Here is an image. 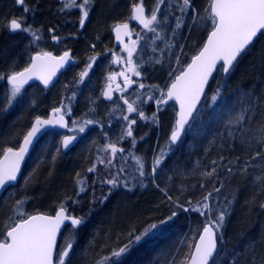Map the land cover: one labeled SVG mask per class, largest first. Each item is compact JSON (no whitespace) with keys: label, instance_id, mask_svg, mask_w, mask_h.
<instances>
[{"label":"trees","instance_id":"trees-1","mask_svg":"<svg viewBox=\"0 0 264 264\" xmlns=\"http://www.w3.org/2000/svg\"><path fill=\"white\" fill-rule=\"evenodd\" d=\"M139 1L145 0H123L121 10L112 0H93L91 33H103L111 20H126L128 4ZM29 2L32 9L46 14L45 21L54 14L61 27L62 10L56 7L57 0ZM208 5L209 0H193V6L199 9L201 16L186 37L184 54L190 58L211 31V21L204 11ZM15 10L19 9L12 1L0 0V76H7L8 72L20 67L21 60L16 59L13 47L16 39L8 34L6 27L9 14ZM78 85L60 81L51 93L37 87L40 103L36 108L57 102L65 105L73 93L71 87L76 90ZM6 88L10 89L0 79V91ZM56 91L57 97L52 95ZM261 97H264V34H260L242 54L229 74L224 76L217 71L213 75L179 143L172 146L166 141L162 172L156 170L142 179L139 171L125 166L119 176L122 179L120 187L116 186L110 192L108 188L105 191L107 199L93 207L89 197L85 196L87 193L84 192L90 188L82 174L85 175L87 162L96 164L99 160L84 154V157L70 158L57 151L58 148L54 155L42 157L40 150L36 162L31 163L27 171H22L18 184L0 199V236L3 238V231L12 226L6 225L5 220L1 222L3 217L10 216L14 223L21 218L18 213L52 215L64 204L73 216L84 217V223L74 230L70 264H187L194 243L208 222L198 209L201 208L203 213L209 210L218 214L226 209L224 226L218 231L221 239L211 264H256L264 254V208L260 207L264 203V185L257 179L264 176V160H249V157L258 150L257 138L264 126ZM5 102L6 98L0 95V157L6 149L18 146L36 114V108L21 104L4 108ZM238 115L244 119L239 124H230ZM164 123L167 131L171 117ZM230 128L232 136L228 135ZM220 156L224 160L221 161ZM237 156L239 161H235ZM213 160L220 166L209 178L206 173L214 167ZM245 161L251 166L242 172L240 168ZM228 168L233 171L229 173ZM214 188H220V191L217 193ZM209 192L212 196L205 201ZM9 193L12 195L6 198ZM18 201L23 203L18 206ZM79 202L83 203L80 208L77 207ZM205 203L209 205L207 209L202 208ZM173 212L177 214L167 220ZM161 220L167 222L161 225ZM153 223L159 226L134 243L127 253L119 257L112 255ZM69 231L63 232L59 246L69 237ZM105 257L109 259L105 261Z\"/></svg>","mask_w":264,"mask_h":264},{"label":"snow or ice","instance_id":"snow-or-ice-1","mask_svg":"<svg viewBox=\"0 0 264 264\" xmlns=\"http://www.w3.org/2000/svg\"><path fill=\"white\" fill-rule=\"evenodd\" d=\"M15 4L23 7L25 13L29 12L30 9L25 5L24 0H14ZM93 0H82L77 3V0H66L64 8L79 7L82 11L80 18V26L83 27L85 20L87 19L90 11V5ZM164 0H159V3H163ZM63 10V8L61 9ZM187 10H191L192 19H197V13L193 6V0H182L180 5L181 13H185ZM159 7L155 8L151 12L150 18H145V8L143 3L134 5L132 19L138 20L145 28L155 32L156 29L151 27L154 22H158L157 12ZM208 14V18L211 21L212 28L207 36V41L204 43L202 49L192 58L189 63L179 75H177L171 85L168 87L166 94H162L161 98L156 100V104H166L168 100L174 99L179 103L180 111L177 114L178 119L176 120L175 127L173 128L170 136V141L175 143L181 135L185 124L188 122L189 117L192 116L197 103L200 100L201 95L204 93V89L208 84L209 78L212 77L214 71L218 70L222 73L229 74L238 61V58L242 56L254 42V39L258 37V34H264V0H209L208 7L204 10ZM26 17L18 19L15 17L10 18L7 21V30L12 32L31 31V26H26L24 23ZM128 24L117 25L116 31L119 37L120 29L127 32ZM177 27H180V20L177 18ZM51 31V29H50ZM38 39V37H37ZM53 40H59V37L53 36ZM128 61L130 65L129 70L135 75L139 76L140 73L136 71L132 65V50L128 49ZM70 59V53L65 51L63 55L54 57L50 52L38 53L31 57V64L25 67L23 71L12 72L6 78L12 85L11 97L6 98L7 104L12 103V99L20 92L24 84L28 82L33 76L41 79L45 85H47L54 75L55 68L62 67ZM219 68L217 69V65ZM92 65L89 63L87 69H91ZM88 75V71L85 70L80 74V79L83 81L84 77ZM124 75V73H121ZM4 76H0V79H4ZM115 74L109 77L110 80H115ZM125 84L129 85L134 83L127 75H124ZM143 87V85H140ZM119 89V85H117ZM123 91V89H120ZM75 95V94H73ZM105 97L111 99L110 91L103 93ZM166 96V99H165ZM151 99V97L149 98ZM216 97H213L215 100ZM261 102L264 103V97H261ZM128 105V112H137V109L129 104L127 100L124 101ZM55 114H60L62 108H54ZM155 115V114H154ZM264 115V114H262ZM141 118L144 117L143 112H139ZM125 120H129L128 116L123 117ZM244 117L238 115L235 121L229 123L239 124ZM86 124H91L93 121H85ZM136 123L135 119L129 120L127 136H132V125ZM45 124H59L61 127H68L67 122L64 120L63 115H58L57 119L41 120L39 117L36 118V123L33 125L27 135L24 137L23 145H21L19 151H13L12 148H8L4 154V159L0 160V188H3L8 181H14L17 178V173L20 171V162L24 158V154L28 150V146L32 143L35 135L40 131L41 127ZM71 130V129H70ZM80 132L84 131V127L79 128ZM229 136L233 135V130L230 128L228 132ZM75 136H65L62 141L63 147L67 148ZM133 142V146H134ZM251 147V145H249ZM106 149H111L113 156L119 151L123 152L124 149L117 147L114 144L105 146ZM258 150L249 157V160H256L260 158L264 160V126H262V134L257 138ZM59 151V149L57 150ZM219 159L224 160L223 156ZM240 157H235V161H239ZM235 161H229L234 163ZM161 160L157 158L154 161L155 166H159ZM101 163H104L101 160ZM111 163V160L108 161ZM214 167L206 175L211 178L216 174V169L220 165L216 160L211 162ZM152 168V172L155 173L156 167ZM251 164L249 161H245L244 165L240 168L242 172H246L247 168ZM94 168L88 169V171H94ZM124 170L121 168L120 172ZM139 175L144 176L143 164L139 165ZM232 168H228V172L231 173ZM119 173L117 176L104 181V183L117 185ZM264 185V176L257 177ZM142 183V181H141ZM127 186V185H125ZM222 186V185H221ZM83 187L81 191H83ZM111 189H109V192ZM215 192H219L220 188H214ZM212 196L209 192L204 200L207 201ZM107 199V195L102 197ZM23 201H18L17 205H21ZM183 207V205H177ZM209 205L207 203L202 205V208L207 209ZM260 207L264 208V203L260 204ZM187 210V209H185ZM177 213L173 212L167 220H171ZM201 214H204L203 212ZM21 217L18 221L14 222L12 226L7 227L3 233V239H0V264H70V254L74 250V230L78 229L80 225L84 223V217H76L68 212V209L61 204L59 209L56 211L54 216L49 215H26L25 213H18ZM227 210H222L214 218H209L208 222L203 227V231L199 236V241L194 245V251L189 255L188 264H210V261L214 257L217 251V243L221 237L218 235L219 229L223 228L225 216ZM67 222V223H66ZM166 220H161L159 224L166 223ZM62 226L68 228L69 237L65 243L57 249V236L61 232ZM159 225L153 223L139 235L134 236L128 244L119 248L118 251L112 253L113 256L119 257L125 254L133 246L134 243L139 242L144 236L148 235L150 231L156 229ZM105 257L104 260H108ZM102 264V262H98ZM238 264V262H237ZM256 264H264V254L262 258Z\"/></svg>","mask_w":264,"mask_h":264},{"label":"flooded vegetation","instance_id":"flooded-vegetation-1","mask_svg":"<svg viewBox=\"0 0 264 264\" xmlns=\"http://www.w3.org/2000/svg\"><path fill=\"white\" fill-rule=\"evenodd\" d=\"M12 4L14 7H17L19 10L12 11L8 16L9 20L12 17L23 19L26 26H31V31L23 32L17 31L12 32L8 31V34L12 36V38L16 39V45H19L21 49L20 54V66L15 71L8 72L7 76L10 75L12 72H19L23 71L25 67H28L31 63V57L37 55L38 53L42 52H50L52 56L59 57L63 55L65 51L70 53V58L74 61L73 64L69 65L56 79L54 85L50 88H44L39 83L34 82L25 87H22L21 90H27L29 87H39L42 91H53L56 88L58 82H69L70 85L72 83H78L77 89L75 90L74 87H71L74 96L77 95V99L81 100L84 98L87 102L94 101L96 104L102 106V104L107 105H120L122 107V98L128 92L135 90L138 86V83H147L149 92L153 91V88L150 87L151 82L155 80L156 72H155V65L153 59L154 51L151 48V37L149 33L147 34V40L144 36L146 32V28L138 27L131 18V11L134 7L133 5H137L139 3H131L128 4L127 8L129 9L128 17L126 20H111L107 23L105 30L103 33H91V25L93 23V15L91 13V9L93 6H90V11L87 19L85 20V24L83 27L80 26V17H78V13H81L78 9L67 10L64 8V2L66 0H57L56 7L62 9L61 20V27L58 26L56 23L55 15L49 16V20L45 21V15L42 11H35L32 9V5L30 6L29 0H24L25 5L30 9L29 12L25 13L23 7L18 6L15 4L14 0ZM78 1V0H77ZM122 1L123 0H112V2L118 5L122 10ZM132 5V6H131ZM54 6V5H53ZM53 8V7H52ZM146 13V12H145ZM124 14V13H123ZM146 15V14H145ZM122 16V15H121ZM146 18V16H145ZM58 20V19H57ZM127 23L130 27L131 35L128 39L124 42L117 44L115 42V36L113 33V29L115 26L120 24ZM51 29V31H50ZM92 34V36H91ZM139 34H142L139 36ZM57 36L59 40H53L52 37ZM38 37V39H37ZM128 49L132 50V65L131 67H135L136 71L140 73L139 76L135 75L133 72L129 70L130 65L127 63L128 61ZM91 63V69H87V65ZM85 70L88 71V75L84 77L83 81L80 79V74ZM127 75L134 83L129 85L125 84L124 75ZM115 74V80H110L109 77ZM6 75L4 81L7 83L8 87V80ZM119 85V89L117 88ZM169 86V85H168ZM12 89V87H9ZM168 88V87H167ZM120 89H123L121 91ZM105 91H110L111 99H108L103 95ZM166 92V91H165ZM98 94L95 98L90 96V94ZM165 94V93H164ZM52 95L56 97L58 95V91L52 92ZM83 101V99H82ZM58 103V102H57ZM55 104L52 103L45 108H36V114L32 117L31 123L27 128L26 132L23 134L22 138L26 135L29 131L32 122L37 118L46 119L49 116V113L54 108H62L61 114L65 117L68 121V127L65 131H57V130H50L47 131L42 138L38 141L35 148L32 150L29 158L26 161L24 166V170H28L30 164L36 162L38 159V153L42 152V155L45 157L54 155L57 148L59 152L62 154H67V156L72 157H84V155H93L94 159L99 160L100 155L102 152L107 156L106 153L112 154L111 149L103 150L106 145L114 144L117 149L123 148V152H117L115 157H125L128 153L132 150V143L133 138L137 135V132L140 130V124L135 123L132 125V133L133 135L127 136L126 132L128 127L125 129L123 123H117L114 126L108 124L106 121H99L88 119L84 117V115L89 112L91 115L93 109L96 108L94 106L86 107L80 111V118L78 122L83 120H91L94 121L91 124H85L86 128L84 127V131L80 132L77 124L76 128L74 123H72L71 119L64 114V105L63 104ZM38 105V104H37ZM168 105H172L175 110L176 109L173 103ZM166 105V106H168ZM39 106V105H38ZM160 107H164L159 105ZM78 115V116H79ZM175 119V118H174ZM106 122V125H104ZM175 122V120H174ZM101 125V128H100ZM174 128V125H173ZM71 129V130H70ZM173 130V129H172ZM102 132V134H101ZM150 138L148 140L149 143L153 142L154 139V132H150ZM171 134V133H170ZM184 135V134H183ZM65 136H75L77 139L76 144L67 152L63 153L61 150V143ZM170 136V135H169ZM168 136L167 142H170ZM21 138V140H22ZM20 140V142H21ZM19 142V144H20ZM54 143H57L55 146ZM85 143L86 150H81V145ZM18 144V146H19ZM172 145V144H171ZM15 147L13 149L18 148ZM173 146V145H172ZM86 154L83 155V153ZM114 157V156H113ZM36 158V159H35ZM94 161H92L93 163ZM91 163V164H92ZM31 164V165H32ZM90 161L87 162L85 165V175L89 176L88 165ZM32 167V166H31ZM91 177V176H89ZM68 228H65V230Z\"/></svg>","mask_w":264,"mask_h":264},{"label":"rangeland","instance_id":"rangeland-1","mask_svg":"<svg viewBox=\"0 0 264 264\" xmlns=\"http://www.w3.org/2000/svg\"><path fill=\"white\" fill-rule=\"evenodd\" d=\"M80 2H82V0L77 1V3ZM141 2L145 8L146 18H150L152 10L159 7V11L157 12L158 22H154L151 26L155 28L156 31L153 32L146 28V36H144L147 40V34L149 33L152 42L151 48L152 51H154L155 57L153 61L155 65L156 77L155 80L150 84V87L153 88V91H147V83H138V86L135 90H132L123 96L122 107L116 104L107 106L102 104V106H100L92 100L87 102L84 98H82L83 101L82 99L78 100L77 95L74 96L72 93L66 99L65 105L63 107L64 114L71 119L75 127L77 124H79L78 127L83 126L86 128V120L78 122L81 116L79 115L80 111H82L85 106L96 107L93 109L94 111H92L91 115H89V112L84 115L85 119L88 118L99 120L100 122L106 121L108 124H110V126H114L117 123H123L125 129L128 127L129 120L135 119L136 123L140 124V130L133 138V142H135L134 146L132 145L133 151L128 153L125 157H113L112 154L108 153H106V156L101 152L100 155H98V157H100L99 162L88 165V168L90 167L95 169L94 171H89L88 175L91 177L89 178L87 175L82 174L83 178H86L85 184L90 188V191L87 189L84 193H87L85 196L89 197V203H93V207L98 205L99 202L103 200L102 197L104 195H107L105 191H108V188L114 190L116 186L120 187L122 183L120 182L122 181L121 177H118L119 182L115 186L104 183V181L117 176V173H119L120 176L121 168L124 169V167L128 165L129 169L138 171L139 165L143 164L144 177H146L145 175L147 174H154L152 172V168L155 166L154 161L157 158H160L161 162L159 166L155 167L156 170H161V172L164 170L163 161L167 153L165 143L173 129L175 110L172 105L164 107L158 106L156 104V100L161 98V93L167 89L172 77L184 67V65L187 63L186 61H188L187 59L190 58L184 54V47L186 46V37L195 21L192 19L191 10L181 13L180 5L182 4V0H164L163 3H159V0H145L139 1L138 3L140 4ZM93 3L94 2H92L90 6H93ZM194 8L198 14V20L201 14L199 9L196 7ZM65 9H78L81 11L79 7H69ZM77 15L81 18L82 11ZM177 18L180 20V27H177ZM141 35L142 34H139V36ZM140 85H143V87H140ZM5 91L6 97H11V88H6ZM97 95V93L90 94L93 99L94 97L98 98L96 97ZM150 97L151 99H149ZM125 100H127L129 104H132L133 107L137 109V112L129 113L128 105L124 102ZM37 103H40V98L39 95H36V87H29L27 90H20L16 97L12 99L11 104L12 106L13 104H21L22 106L36 108ZM7 105L9 104L5 102L4 108H6ZM3 111L6 110L4 109ZM139 112H143L145 118H141L139 116ZM169 114H171V123L169 124L166 131L164 120L169 118ZM124 116H128L129 120H125L123 118ZM106 122L104 125H106ZM150 132L155 133L152 143L148 142L150 138ZM84 147L85 143L81 145V150L85 151L86 148ZM103 150L105 151L106 148ZM168 153L170 152L168 151ZM83 154H86V152ZM101 159L104 161V163H101ZM109 160H111V163H108ZM82 183H84V181H82ZM10 195L12 194L9 193L6 198L10 197ZM82 205L83 203L79 202L77 207L80 208ZM198 210L200 211V214L203 212L201 208ZM217 215L218 213L216 212L212 213V211L206 210L205 213L202 214V218L208 221L209 218L214 219ZM3 220L8 222L6 225L13 224L12 218L8 215L3 217L1 222ZM5 231L6 229L3 231V233ZM219 231H221V229H219ZM222 231H224V229H222ZM0 239H3L2 236H0Z\"/></svg>","mask_w":264,"mask_h":264},{"label":"water","instance_id":"water-1","mask_svg":"<svg viewBox=\"0 0 264 264\" xmlns=\"http://www.w3.org/2000/svg\"><path fill=\"white\" fill-rule=\"evenodd\" d=\"M132 16H133V8H132V11H131V17H132ZM132 21H133L138 27H140V28H143V27H144V26H143L138 20L132 19ZM120 25H123V24H120ZM128 26H129V25H128ZM127 32L129 33L128 35H126V34H125V30H124L123 28H121V29H120V33H119V37H118V35H117V31H116V26H115L114 29H113V33H114V36H115V42H116L117 44H120V43L124 42L126 39H128V38L130 37V35H131L130 27H128ZM209 33H210V32H209ZM209 33H208V34H209ZM259 35H260V34H258V36H259ZM207 36H208V35H207ZM256 39H257V38L254 39V42H255ZM206 41H207V37H206L204 43H206ZM254 42H253V43H254ZM204 43H203V45H204ZM253 43H252V44H253ZM252 44H251V45H252ZM203 45H202V47H203ZM251 45H250V46H251ZM250 46H249V47H250ZM202 47L199 49V51L202 49ZM199 51H198V52H199ZM198 52H197L195 55H197ZM195 55H194V56H195ZM194 56H193V57H194ZM193 57H192V58H193ZM192 58L190 59V61L188 62V64L191 63ZM238 59H239V58H238ZM73 63H74V61L70 58L69 61H68L66 64H64L62 67L55 68L54 75L51 76V79H50V81H49V83H48L47 85H45L44 82H43L41 79L37 78L36 76H33L31 79L28 80V82H27L26 84L23 85V87H25L26 85H29V84H31V83L37 82V83H39V84H40L42 87H44V88H50L52 85H54V83H55L57 77H58V76H59V75H60V74H61V73H62V72H63V71L69 66V65H71V64H73ZM30 64H31V63H30ZM188 64H187V65H188ZM187 65L184 67V69H186ZM218 68H219V64L217 65V69H218ZM184 69H183V70H184ZM183 70H182V71H183ZM182 71H181V72H182ZM217 71H218V70H216V71L213 72L212 77H213V75H214ZM181 72H180V73H181ZM180 73H179V74H180ZM221 73H222V72H221ZM179 74H178V75H179ZM222 75L226 76L227 74L222 73ZM176 76H177V75H176ZM176 76H175V77H176ZM175 77H174V79H175ZM212 77L209 78L208 84H209V82H210V80H211ZM174 79H173V81H174ZM173 81H172V82H173ZM172 82H171V83H172ZM171 83H170V85H171ZM8 84H9L10 87H12V85H11L9 82H8ZM208 84L206 85V87H205V89H204V93L201 95L200 100H199V102L197 103L196 108L194 109V111H193V113H192V116L189 117L188 122L185 124L184 129H183L182 132H181L180 138H179L175 143H172V142L170 141L171 144H172L173 146H175V145L178 144V142L180 141V139H181L182 136H183L184 131L186 130V128L188 127V125H189L190 122L192 121L194 115L196 114V112H197V110H198V108H199V106H200V104H201V102H202V100H203V98H204V95H205V93H206V90H207ZM170 85H169V86H170ZM169 86H168V87H169ZM167 90H168V88H167ZM167 90H166V92H167ZM166 92H165V94H166ZM165 99H166V96H165ZM170 103H173L174 106H175V109H176L175 122H174V127H175L176 120L178 119V115H177V114H178L179 111H180L179 103H178L177 101H175L174 99H172V100H168V102H167L166 104H162L161 106H166V105H168V104H170ZM58 115H62V114H61V113H60V114H55V113L53 112V110H52V111L49 113L48 118H46V119L40 118V119H41V120H49V119H53V120H55V119H57ZM64 120H65V121L67 122V124H68V121L65 119V117H64ZM35 123H36V119L32 122L29 131L31 130V128L33 127V125H34ZM66 129H67V127H61L59 124H45V125H43V126L41 127L40 131H39V132L35 135V137L33 138L32 143L28 146V150H27V152L24 154V158H23V160L20 162V171L17 173V178H16V180H14V181H8V182L6 183V185H5L3 188H0V199L2 198V196L5 194V192H6L9 188H13V187H15V186L18 184V181H19V179H20V177H21L22 170H23V168H24V166H25V163H26L27 159L29 158V156H30L32 150H33V149L35 148V146L37 145L38 141L42 138V136H43L47 131H50V130L65 131ZM27 133H28V132H27ZM27 133H26V135H27ZM26 135H25V136H26ZM25 136H24V137H25ZM170 136H171V134H170ZM170 136H169V140H170ZM24 137L22 138V140H21V142H20L18 148H17V149H13V151H19L21 145H23ZM62 141H63V140H62ZM76 142H77V139L73 140L72 143H71L67 148L63 147V145H62V143H61V150H62V152H63V153H67V152H68V151H69V150H70V149L76 144ZM6 151H7V149L3 152L2 156L0 157V160H3V159H4V154H5ZM57 210H58V209H57ZM57 210H56V211H57ZM55 214H56V212H55L53 215H49V216H54ZM33 215H37V214H33ZM42 215H45V214H42ZM66 223H67V222H66ZM204 226H205V225H204ZM64 228H65V227L62 226V228H61V232H60V233L58 234V236H57V246H58V242H59V239H60L61 233H62V231L64 230ZM202 231H203V228H202V230L200 231V233H199V235H198V237H197V239H196L194 245L199 241V236H200V234L202 233ZM217 249H218V243H217ZM192 251H194V246H193ZM216 253H217V251L215 252L214 257H215V255H216ZM214 257L212 258V260L214 259ZM212 260L210 261V264H211ZM187 264H188V262H187Z\"/></svg>","mask_w":264,"mask_h":264},{"label":"bare ground","instance_id":"bare-ground-1","mask_svg":"<svg viewBox=\"0 0 264 264\" xmlns=\"http://www.w3.org/2000/svg\"><path fill=\"white\" fill-rule=\"evenodd\" d=\"M13 47H14V50H15V57H16V59H20L21 57H20V54H21V49H20V47H19V45H16V44H14L13 45ZM5 93H6V91L4 90V89H2L1 91H0V95L2 96H4L5 98H7L6 97V95H5ZM171 117V114H169V118Z\"/></svg>","mask_w":264,"mask_h":264}]
</instances>
